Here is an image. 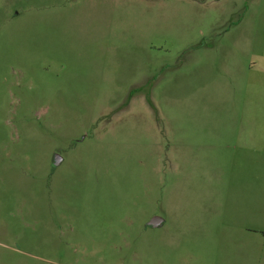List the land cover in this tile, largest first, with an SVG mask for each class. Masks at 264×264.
Returning <instances> with one entry per match:
<instances>
[{
	"label": "rangeland",
	"instance_id": "obj_1",
	"mask_svg": "<svg viewBox=\"0 0 264 264\" xmlns=\"http://www.w3.org/2000/svg\"><path fill=\"white\" fill-rule=\"evenodd\" d=\"M262 51L264 0H0V264H264V151L210 73Z\"/></svg>",
	"mask_w": 264,
	"mask_h": 264
},
{
	"label": "crops",
	"instance_id": "obj_2",
	"mask_svg": "<svg viewBox=\"0 0 264 264\" xmlns=\"http://www.w3.org/2000/svg\"><path fill=\"white\" fill-rule=\"evenodd\" d=\"M241 44L243 45V43H236L234 47H241ZM212 61L211 78L216 77L218 79L220 77L216 87H221V77L226 79L229 77L232 80L230 85L233 88L235 85L236 90L240 91L242 96L240 105L234 104L232 108L240 109L244 113L243 119L238 122L239 124L235 121L226 123L241 128L242 146L244 148L264 151V51L250 62L245 57H225ZM241 82L243 89L240 87ZM248 87L250 88L249 91L247 90ZM236 95L238 94L236 93ZM237 125L240 126L237 127ZM259 156L264 158V152ZM262 166L264 167V165ZM262 236L264 238V234Z\"/></svg>",
	"mask_w": 264,
	"mask_h": 264
},
{
	"label": "water",
	"instance_id": "obj_3",
	"mask_svg": "<svg viewBox=\"0 0 264 264\" xmlns=\"http://www.w3.org/2000/svg\"><path fill=\"white\" fill-rule=\"evenodd\" d=\"M164 223V220L159 217H154L150 220V222L147 224L148 227H160Z\"/></svg>",
	"mask_w": 264,
	"mask_h": 264
}]
</instances>
